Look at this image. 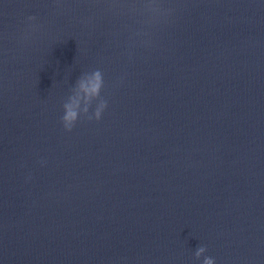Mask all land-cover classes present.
I'll return each mask as SVG.
<instances>
[{
	"label": "water",
	"instance_id": "95a60500",
	"mask_svg": "<svg viewBox=\"0 0 264 264\" xmlns=\"http://www.w3.org/2000/svg\"><path fill=\"white\" fill-rule=\"evenodd\" d=\"M205 257L264 264V0H0V264Z\"/></svg>",
	"mask_w": 264,
	"mask_h": 264
},
{
	"label": "clouds",
	"instance_id": "9594fccd",
	"mask_svg": "<svg viewBox=\"0 0 264 264\" xmlns=\"http://www.w3.org/2000/svg\"><path fill=\"white\" fill-rule=\"evenodd\" d=\"M29 19L33 20L35 17H29ZM103 87V73L98 69L90 75L78 78L74 89L75 94L69 96L68 101L62 105L61 123L65 131L71 132L81 117H86L89 121L93 119L99 121L102 118V114L108 107V101L101 98ZM93 100H98L99 103L90 115L89 109ZM81 102H83V107H81ZM205 251V247H198L196 257L199 258ZM203 264H214V260L211 257H205Z\"/></svg>",
	"mask_w": 264,
	"mask_h": 264
}]
</instances>
